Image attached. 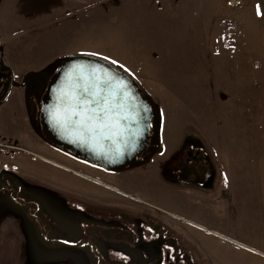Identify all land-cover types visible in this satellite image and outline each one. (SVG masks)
Listing matches in <instances>:
<instances>
[{"label":"rangeland","instance_id":"374dc122","mask_svg":"<svg viewBox=\"0 0 264 264\" xmlns=\"http://www.w3.org/2000/svg\"><path fill=\"white\" fill-rule=\"evenodd\" d=\"M263 15L264 0H0V105L23 89L32 132L42 138L39 101L62 58L96 53L123 65L113 64L154 103L160 141L183 139L174 154L146 151L141 163L100 177L54 168L32 146L0 135V170L18 197L37 203L33 215L45 227L0 188V264H174L170 242L189 254L178 225L209 237L217 256L260 257L264 238L247 185L232 186L239 205L220 240L188 221L196 222L184 213L182 182L187 136L198 126L213 127L217 117L222 127H264ZM115 228L133 237L110 236Z\"/></svg>","mask_w":264,"mask_h":264},{"label":"crops","instance_id":"0c3cea01","mask_svg":"<svg viewBox=\"0 0 264 264\" xmlns=\"http://www.w3.org/2000/svg\"><path fill=\"white\" fill-rule=\"evenodd\" d=\"M24 94L23 89H13L1 103L0 112L9 102L10 109L5 107V112L0 113V135L32 146L35 152L47 156L46 161L56 165L54 168L70 172L80 170L87 173L86 175L103 177L106 174L103 169L60 151L32 132ZM219 121L216 117L210 122H213V127L198 126L196 133L187 136L190 143L186 146L187 156L183 161V174L188 177L182 182L184 213L196 220L188 219L202 227L200 230L212 231L215 237L223 240L226 236L220 230L230 229L229 225L235 219L236 207L239 205V198L234 194L232 186L244 183L247 185V192L251 194L248 210L252 212L254 223L262 228L261 234L264 238V127L249 126V121L243 127H222L219 126ZM198 125L202 123L199 122ZM166 139L165 142L161 141V149L174 154L181 144V136L177 133L173 138ZM202 163L205 167L210 164L213 171V176L206 185L203 183L208 175L207 169L200 173L199 179L194 177ZM242 200L248 206V201L244 198ZM178 226L187 242L189 255L196 264H264V252L260 257L250 255L243 258L235 254L217 256L212 251V240L209 237L201 239L185 226ZM231 243L239 244L237 241ZM250 249L252 252L259 251L251 247Z\"/></svg>","mask_w":264,"mask_h":264},{"label":"water","instance_id":"95a60500","mask_svg":"<svg viewBox=\"0 0 264 264\" xmlns=\"http://www.w3.org/2000/svg\"><path fill=\"white\" fill-rule=\"evenodd\" d=\"M93 85L94 91L113 97L114 111L106 121L107 127L95 123L81 126L72 114L73 97L82 96L85 87ZM155 125L156 107L143 96L137 83L123 70L93 55L63 57L39 101L37 131L43 140L107 172L141 163L139 157L143 152L158 153L161 141L154 131ZM6 173L4 177H12ZM8 181L12 184L10 178Z\"/></svg>","mask_w":264,"mask_h":264},{"label":"flooded vegetation","instance_id":"af4514ba","mask_svg":"<svg viewBox=\"0 0 264 264\" xmlns=\"http://www.w3.org/2000/svg\"><path fill=\"white\" fill-rule=\"evenodd\" d=\"M199 170H197V174H195L196 176H194L195 177V179H199L200 177H201V175H200V173L201 172H203L205 169H207V172H208V175L206 176V179H205V181H204V185H206V184H208V181L210 180V178H212V176H213V171H212V168H211V165L209 164V165H207V167H205V164H201L200 166H199V168H198ZM184 171V170H183ZM7 171L6 170H3V169H1L0 170V188H5V189H8V190H10L11 191V196H12V199L17 203V204H19L23 209H26L27 210V216L30 218V219H34V220H36V222L38 223V225L40 226V228H41V230L42 231H44V229H45V227H44V225L41 223V221L40 220H38L33 214H34V212L36 211V209H37V203H35V202H32V201H25L24 199H22V198H20V197H18L17 196V191H18V185L16 184V182H15V180L13 179V177H4L5 176V174H7L6 173ZM205 172V171H204ZM183 176H184V174H183ZM8 178H10L11 180H12V184H10L9 183V181H8ZM188 179V177H184L183 178V181L184 180H187ZM208 186V185H207ZM155 226H151L150 227V230L151 231H155V232H157L156 231V227L154 228ZM113 232H119V235H120V238H124V237H127V238H132L133 237V231H131L130 229H123V228H121V229H117V228H115V229H109V234H110V236L112 235L111 233H113ZM109 236V237H110ZM128 241L130 242V239H128ZM160 241V240H159ZM83 242H87L88 244H90V247H91V249H92V252L94 253V254H96V252H95V247H94V245H93V243H91V241H89V240H84ZM175 241L173 240V242H170V249H171V254H172V252H173V260L175 261V263L174 264H179V263H181V264H189V263H191V259H190V256H189V254H187V248L185 247L186 245H184V243L182 244V243H180V245L179 246H175V243H174ZM80 243H82V242H77L76 244H80ZM131 243V242H130ZM160 243H161V241H160ZM147 244V243H146ZM67 245H72V244H67ZM177 245V244H176ZM164 252H166V253H164V258H165V261H169V259L171 258V254H170V250L168 251V250H165ZM175 252H177V257L175 256ZM160 253L162 254V250H161V248H160ZM98 259H100L99 257H98ZM100 262H101V259H100ZM100 264H102V263H100Z\"/></svg>","mask_w":264,"mask_h":264},{"label":"snow or ice","instance_id":"6c2138e0","mask_svg":"<svg viewBox=\"0 0 264 264\" xmlns=\"http://www.w3.org/2000/svg\"><path fill=\"white\" fill-rule=\"evenodd\" d=\"M257 16L261 17L262 13L260 8H257ZM82 55H97L96 53H82ZM102 59L109 60L111 64H115L119 67L118 61L110 60L109 57H101ZM128 71L127 68L124 69ZM105 84H110L109 81H104ZM85 87L83 95L79 97H73L75 101L73 108V116L80 120L81 126H87L88 124L95 123L107 127L106 121L111 119V113L113 108V97L111 95L105 96L100 91H94L93 88ZM123 119H126L124 117ZM96 130V129H93ZM163 155V153H161Z\"/></svg>","mask_w":264,"mask_h":264},{"label":"trees","instance_id":"16d2710c","mask_svg":"<svg viewBox=\"0 0 264 264\" xmlns=\"http://www.w3.org/2000/svg\"><path fill=\"white\" fill-rule=\"evenodd\" d=\"M74 245H76V244H74ZM68 246H73V245H68Z\"/></svg>","mask_w":264,"mask_h":264}]
</instances>
